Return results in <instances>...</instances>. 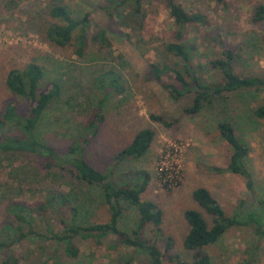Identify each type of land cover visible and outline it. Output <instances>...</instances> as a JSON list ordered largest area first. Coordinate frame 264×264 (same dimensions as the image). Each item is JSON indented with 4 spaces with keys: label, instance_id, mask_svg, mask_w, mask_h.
I'll list each match as a JSON object with an SVG mask.
<instances>
[{
    "label": "rangeland",
    "instance_id": "1",
    "mask_svg": "<svg viewBox=\"0 0 264 264\" xmlns=\"http://www.w3.org/2000/svg\"><path fill=\"white\" fill-rule=\"evenodd\" d=\"M176 1L187 11H199L208 18L207 27L185 31L188 48H194L190 52L192 66L201 81H220L218 72L207 66L208 59L220 56V46L212 40L216 35L224 47L237 53L235 73L264 74V24L251 21L253 7L264 5V0H225L223 8L214 0ZM62 2L74 15H88V44L82 57H76L72 48H58L47 42L44 33L51 22L47 16L48 0H0V109L9 99L4 87L7 72L20 70L28 63L40 65L46 73L40 87L53 80L60 84L61 91L42 117L38 137L60 148L82 136L84 122L95 111L104 91L95 83L97 74L115 78L122 90L118 94L111 88L106 90L99 112L102 121L83 155L115 184L131 183L135 171L148 173L149 182L140 198L152 201L162 211V235L154 238V242L162 252L164 240L170 239V253L187 263L191 252L182 248L188 231L183 212L197 211L210 225V217L191 199L194 189L205 188L228 217L241 203L246 210L262 208L259 202H264V120L253 118L249 110L264 104V90L257 94L247 91L240 97L237 93L229 94L203 112L186 115L182 109L190 105L192 95L173 100L151 80L149 73V65L154 64L161 79L173 84L169 71L181 67L176 58L164 51V46L172 41L174 27L162 0L142 2L139 15L130 21L115 15L110 19L103 10L104 0ZM123 13L126 11L122 10ZM96 31L104 32L106 49H97L90 40ZM149 115L160 116L171 125L153 122ZM220 119L231 122L235 134L249 148L245 167L251 175L252 195L238 175L209 170L224 168L230 155V147L214 129ZM145 128L154 132L145 155L110 165L114 154ZM8 131L14 133L15 129L10 127ZM39 162L37 156L29 153H0V227L6 220L9 202H24L35 209L41 204L42 210H36L29 218L30 227L39 234L46 231L59 234L63 227L60 219L68 221L69 217L56 202L47 201L46 192L52 189L64 192L69 205L76 206L75 223L108 221L107 207L97 189L86 188L68 176H53L55 170L45 172ZM160 173L165 175L168 190L157 181ZM134 220V211H124L117 228L129 233ZM21 230L26 232V225ZM149 231L147 227L144 233L147 238L152 236ZM0 242L6 245L0 248V264L7 258L15 260V264H147L131 248L120 245L113 235L102 238L99 244L92 239L73 238L77 249L74 259L65 256L62 242L27 237L9 245L1 235ZM202 250L210 264H264V236L257 238L251 227L230 228L217 242Z\"/></svg>",
    "mask_w": 264,
    "mask_h": 264
},
{
    "label": "trees",
    "instance_id": "2",
    "mask_svg": "<svg viewBox=\"0 0 264 264\" xmlns=\"http://www.w3.org/2000/svg\"><path fill=\"white\" fill-rule=\"evenodd\" d=\"M147 0H104L106 6L103 10L112 19L115 16L127 21L133 20L140 13V5ZM219 7L226 5L225 0H214ZM168 17L172 20L174 31L172 41L164 46V51L176 58L181 67L172 68L169 72L173 76L174 83L169 84L161 79L160 71L154 64L149 65L151 80L157 83L168 95L177 100L180 97L191 94V103L184 107L182 112L194 116L202 110H207L216 101L223 100L229 94L237 93V96L246 95L247 91L257 94L264 90L263 75H240L233 70L237 53L230 47H224L219 37L213 36L220 46V56L208 59L209 69L218 72L219 82L204 83L197 77L192 66L190 52L185 37L187 28L207 27L208 18L199 11H187L176 0H162ZM117 10H120L118 13ZM122 10L126 13L122 14ZM113 11V12H112ZM47 16L51 20L45 29V38L48 43L58 48H72L76 57H82L87 49L88 15L83 13L74 15L73 11L62 0H48ZM252 23L264 24V5L258 4L251 11ZM264 38V32H263ZM95 42L97 49H106L108 43L103 31H96L90 37ZM221 43V45H220ZM190 51H189V50ZM46 73L42 67L35 63H28L22 69H11L4 79V87L9 93V99L0 109V153L15 154L29 153L40 159L38 166L47 171L55 170L53 176L61 174L68 176L86 188L98 190L101 201L106 205L108 221L96 224H77L75 217L77 210L75 205H69V200L64 192L49 190L46 192L47 201L56 202L60 208L68 212V221L60 219L62 231L52 233L46 231L39 234L30 227L29 218L36 210L41 211L42 205L26 204L24 202H9L6 211V220L0 227V235L9 245L20 242L24 238H38L44 241L62 242L64 254L67 258L74 259L77 249L74 248L72 239H92L96 244L108 235H113L117 242L135 253L142 256L147 264H210V259L203 247L210 246L230 228L251 227L257 236H264V202L259 204V210L242 209V203L235 212L226 216L216 200L205 188H196L191 192V199L210 217V225L203 219L201 214L194 210H185L183 218L188 226V231L182 241V248L191 252L189 262L179 258L177 254H171L172 242L164 240L162 252L157 248L154 238L162 235V211L150 200H141L140 195L145 191L149 175L146 171H135L131 183L115 184L108 180V174L100 172L92 167L84 157V151L90 140L97 134L98 126L102 121L100 111L106 90L120 93L122 88L116 84L112 76L97 74L95 83L103 91L101 99L96 104V109L84 122V131L81 137L74 138L68 145L55 148L39 139L38 132L42 117L49 107L58 98L61 86L56 81L46 82L42 87ZM107 81V85L105 86ZM202 111V112H203ZM250 115L258 120H264V104L249 110ZM149 119L165 127L171 122L157 115H149ZM10 127L14 133L8 131ZM214 129L221 140L230 147L228 162L224 168H209L216 173H230L244 179V185L252 195L251 175L245 167V160L249 148L235 134L231 122L226 119L215 123ZM154 138V132L149 129L137 131L130 142L119 149L112 157L110 165H116L124 160H137L148 151ZM48 174V173H47ZM164 173H160L157 181L161 187L168 190V184L164 180ZM127 210L135 212L133 228L129 233L120 231L117 222L120 215ZM70 214V215H69ZM26 225L27 231L23 232L21 226ZM149 227L151 237H145L146 228ZM7 244V245H8ZM5 247L0 242V248ZM164 261V262H163ZM15 260L7 258L3 264H15Z\"/></svg>",
    "mask_w": 264,
    "mask_h": 264
}]
</instances>
